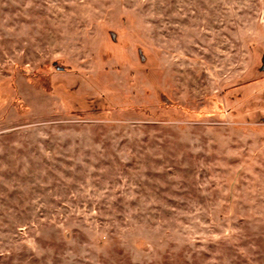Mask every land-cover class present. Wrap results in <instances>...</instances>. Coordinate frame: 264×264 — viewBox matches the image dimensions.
I'll use <instances>...</instances> for the list:
<instances>
[{
    "label": "rangeland",
    "instance_id": "obj_1",
    "mask_svg": "<svg viewBox=\"0 0 264 264\" xmlns=\"http://www.w3.org/2000/svg\"><path fill=\"white\" fill-rule=\"evenodd\" d=\"M0 264H264V0H0Z\"/></svg>",
    "mask_w": 264,
    "mask_h": 264
}]
</instances>
